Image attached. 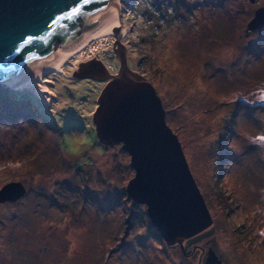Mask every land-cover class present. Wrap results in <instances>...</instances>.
<instances>
[{
    "label": "rangeland",
    "instance_id": "1",
    "mask_svg": "<svg viewBox=\"0 0 264 264\" xmlns=\"http://www.w3.org/2000/svg\"><path fill=\"white\" fill-rule=\"evenodd\" d=\"M260 8L264 0L124 1L120 35L92 41L61 72L0 89V190L26 189L0 203V264H207L210 249L220 264H264V143L255 139L264 135V26L247 29ZM119 47L138 69L130 77L154 86L212 217L181 247L129 198L135 173L122 144L97 139L106 81L74 75L92 60L109 70Z\"/></svg>",
    "mask_w": 264,
    "mask_h": 264
},
{
    "label": "water",
    "instance_id": "2",
    "mask_svg": "<svg viewBox=\"0 0 264 264\" xmlns=\"http://www.w3.org/2000/svg\"><path fill=\"white\" fill-rule=\"evenodd\" d=\"M119 1L0 0V89L10 90L7 85L53 59L58 48L78 41L104 19L115 21ZM263 25L260 8L247 29ZM29 38L32 42L24 45ZM90 62L74 75L106 81L92 116L97 139L122 144L135 173L126 187L129 198L146 205L151 225L168 246L181 247L213 221L181 144L166 123L162 101L150 82L130 77L125 68L112 76L102 61ZM25 193L23 184L9 183L0 190V203L15 202ZM206 263L220 264L212 249Z\"/></svg>",
    "mask_w": 264,
    "mask_h": 264
},
{
    "label": "bare ground",
    "instance_id": "3",
    "mask_svg": "<svg viewBox=\"0 0 264 264\" xmlns=\"http://www.w3.org/2000/svg\"><path fill=\"white\" fill-rule=\"evenodd\" d=\"M124 1L127 2L128 0H120L119 4L121 5V2H124ZM119 20H120L119 19V13H118L115 21L110 19V18L104 19L101 23H99L94 28V30L92 32L84 33L78 41L74 42L73 44H71L70 46H68L66 48H58L56 56L53 59L46 62L41 67L34 70L32 73L23 77L22 79L14 82L12 84L7 85L6 88L11 87V88L20 90V89H23L24 87H26L28 85L34 84V82L42 80L43 76L47 72H50V71L61 72L64 64H66V62H68L71 57L75 56L77 53H79L85 47H87L92 41H95V40L98 41L101 38H103L104 36L112 34V32L114 31V28L118 27ZM92 61H95V60H92ZM85 64L86 63L78 65V67H77L78 70L76 72H78L80 70L81 66L83 67ZM29 87H31V86H29ZM41 89L45 92L47 91V88L44 86V84H41Z\"/></svg>",
    "mask_w": 264,
    "mask_h": 264
},
{
    "label": "flooded vegetation",
    "instance_id": "4",
    "mask_svg": "<svg viewBox=\"0 0 264 264\" xmlns=\"http://www.w3.org/2000/svg\"><path fill=\"white\" fill-rule=\"evenodd\" d=\"M121 29H122V26L119 24L118 28L116 29V31L118 32V35H120V33L122 31ZM118 49L119 50L115 51V54L114 55L108 56L109 61L111 63L112 62L115 63L114 65H111V64L109 65L110 67H109V70L108 71L110 72V74L112 76H117L121 72L122 68H125V72L127 73V75H129V76H132V74L134 75V73H136L137 72L136 70H138V69H137V67H134L132 65V63H131L132 62V59H133V58H131L132 56L129 53H127L125 55L126 56V59H125L123 57L124 56V51L122 50V48L119 47ZM131 53L133 54V52H131ZM122 57H123V61L125 62V64H122V60H121ZM133 67L136 68V69H133ZM90 81L91 82H94V80H90ZM105 84H103V85H105ZM101 91H100V93H101ZM8 94L10 95V94H14V93L13 92H8ZM8 98H10V97H8ZM17 99L19 100L18 95H17L16 100Z\"/></svg>",
    "mask_w": 264,
    "mask_h": 264
},
{
    "label": "snow or ice",
    "instance_id": "5",
    "mask_svg": "<svg viewBox=\"0 0 264 264\" xmlns=\"http://www.w3.org/2000/svg\"><path fill=\"white\" fill-rule=\"evenodd\" d=\"M53 23H55V21H53ZM31 42H32V40H31V38H29V39H25V40L23 41V44H24V45H28V44L31 43ZM17 51H20V49L17 48ZM261 99H264V96H262ZM255 139H256L257 142L264 143V135H262V136H258V137H256Z\"/></svg>",
    "mask_w": 264,
    "mask_h": 264
},
{
    "label": "trees",
    "instance_id": "6",
    "mask_svg": "<svg viewBox=\"0 0 264 264\" xmlns=\"http://www.w3.org/2000/svg\"><path fill=\"white\" fill-rule=\"evenodd\" d=\"M96 133V132H95Z\"/></svg>",
    "mask_w": 264,
    "mask_h": 264
}]
</instances>
